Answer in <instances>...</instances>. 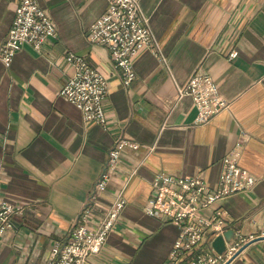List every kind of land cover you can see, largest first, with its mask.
<instances>
[{
	"label": "crops",
	"instance_id": "1",
	"mask_svg": "<svg viewBox=\"0 0 264 264\" xmlns=\"http://www.w3.org/2000/svg\"><path fill=\"white\" fill-rule=\"evenodd\" d=\"M37 1L55 23L56 37L41 50L25 42L10 62L0 59V188L24 207L0 241V264H43L52 242L67 240L120 137L138 148L123 150L94 205L92 224L120 193L126 203L101 251L86 264H164L178 227L144 209L154 174L198 175L214 187L237 140L240 164L257 181L252 191L221 202L228 229L239 226L242 237L253 235L229 264H264V0H140L163 58L143 48L129 85L108 49L90 40L107 0ZM19 3L0 0V41ZM67 51L107 79L105 124L84 121L60 95L74 71ZM196 72L211 75L230 102L201 125L194 122L192 98H177L178 86Z\"/></svg>",
	"mask_w": 264,
	"mask_h": 264
},
{
	"label": "built area",
	"instance_id": "2",
	"mask_svg": "<svg viewBox=\"0 0 264 264\" xmlns=\"http://www.w3.org/2000/svg\"><path fill=\"white\" fill-rule=\"evenodd\" d=\"M56 35L55 23L37 0H20L7 36L0 41V59L10 62L25 42L41 50L46 40ZM90 40L108 49L114 65L122 73L124 85L134 80L133 61L143 48L151 47L163 58L140 0H107L106 11L91 25ZM234 55L236 52L230 56ZM64 58L74 71L60 89V95L81 110L84 121L105 124L107 79L74 51H67ZM184 95H189L197 108L194 121L197 125L208 123L230 105L217 82L207 73L196 72L183 87L178 86L177 98ZM126 148L136 149L138 144L120 137L110 147L89 200L78 214L67 240H54L43 264H86L101 251L126 201L120 193L96 225L92 224L93 208L118 170ZM241 151L242 142L237 140L222 159V170L214 187L198 175L178 176L165 171L154 174L152 195L144 209L178 227L177 239L164 264H229L253 238V235L242 237L241 228L235 226L231 238H225L223 252H218L212 244L228 230L227 210L221 202L234 193L252 191L257 181L240 164ZM23 210L22 204L9 200L0 188V241L14 228L13 214Z\"/></svg>",
	"mask_w": 264,
	"mask_h": 264
},
{
	"label": "water",
	"instance_id": "3",
	"mask_svg": "<svg viewBox=\"0 0 264 264\" xmlns=\"http://www.w3.org/2000/svg\"><path fill=\"white\" fill-rule=\"evenodd\" d=\"M232 234H233V230L232 229H228V230H226L225 231V233H224V236L223 235H219V236H217L215 239H214V241L212 242V244H213V247L218 251V252H223L224 251V249H225V238L226 239H230L231 238V236H232ZM260 238H262V237H260ZM248 245V243L247 244H245L240 250H239V252L237 253V255L246 247Z\"/></svg>",
	"mask_w": 264,
	"mask_h": 264
}]
</instances>
